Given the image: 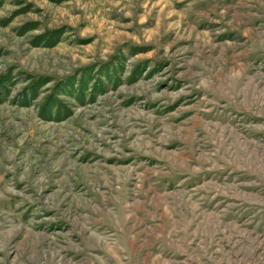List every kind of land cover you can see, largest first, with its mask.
I'll return each instance as SVG.
<instances>
[{
    "label": "rangeland",
    "instance_id": "1",
    "mask_svg": "<svg viewBox=\"0 0 264 264\" xmlns=\"http://www.w3.org/2000/svg\"><path fill=\"white\" fill-rule=\"evenodd\" d=\"M2 2L0 264H264V0Z\"/></svg>",
    "mask_w": 264,
    "mask_h": 264
},
{
    "label": "trees",
    "instance_id": "2",
    "mask_svg": "<svg viewBox=\"0 0 264 264\" xmlns=\"http://www.w3.org/2000/svg\"><path fill=\"white\" fill-rule=\"evenodd\" d=\"M2 0H0V6L2 5ZM7 78L6 76H3V77H1L0 78V95H2V94H4V96H6V94H7V92H8V88L6 87V86H4V84L2 83V82H7V81H1V79L3 78V79H5V78ZM67 79H69V78H67ZM67 79H65V80H67ZM72 79V78H71ZM64 80V81H65ZM82 83V82H81ZM69 84H71V82L70 83H68V84H66V85H63L64 87L65 86H68ZM12 85V83H10L9 84V87ZM40 85H41V82L38 80V79H36V80H34L32 83H29L28 85H26V87H24L23 89H22V92H20V96H21V99H20V101L21 100H23V102H24V105H28V102L29 101H31L32 99H34L36 96H37V89L40 87ZM84 85V84H83ZM57 86V85H56ZM55 86V87H56ZM54 87V88H55ZM72 88V87H71ZM82 88L83 87H80V89L78 90L79 91V93H80V91L82 90ZM30 89V92H28L27 90H29ZM28 98V99H27ZM52 100H54V98L52 97V96H48L43 102H42V110H44V109H46V110H50V107H51V105H54L53 103H52ZM57 103V102H56ZM57 105V104H56ZM58 105H60L59 103H58ZM55 108H56V106H55ZM48 111H46V113L45 114H43L42 116H43V118L46 116L48 119H50L51 118V116L49 115V112ZM59 110H57V112H58ZM44 112V111H43Z\"/></svg>",
    "mask_w": 264,
    "mask_h": 264
}]
</instances>
